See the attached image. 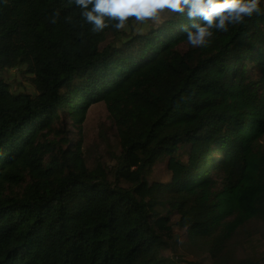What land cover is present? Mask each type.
Instances as JSON below:
<instances>
[{
	"label": "trees",
	"instance_id": "obj_1",
	"mask_svg": "<svg viewBox=\"0 0 264 264\" xmlns=\"http://www.w3.org/2000/svg\"><path fill=\"white\" fill-rule=\"evenodd\" d=\"M164 15L93 33L74 0H0V68L35 90L0 77V264H264V15L203 48Z\"/></svg>",
	"mask_w": 264,
	"mask_h": 264
},
{
	"label": "clouds",
	"instance_id": "obj_2",
	"mask_svg": "<svg viewBox=\"0 0 264 264\" xmlns=\"http://www.w3.org/2000/svg\"><path fill=\"white\" fill-rule=\"evenodd\" d=\"M74 4L81 9V16L93 33H101L110 26L127 31L132 19L136 31L144 34L145 28L141 26L163 24L165 12L184 17L188 23L181 30L186 32L187 43L193 48L209 46L217 31L227 32L230 25L264 15L260 0H74ZM58 18L56 11L50 22L55 24Z\"/></svg>",
	"mask_w": 264,
	"mask_h": 264
},
{
	"label": "rangeland",
	"instance_id": "obj_3",
	"mask_svg": "<svg viewBox=\"0 0 264 264\" xmlns=\"http://www.w3.org/2000/svg\"><path fill=\"white\" fill-rule=\"evenodd\" d=\"M150 25L153 24L150 23L147 26ZM133 27L136 30V26L133 25ZM23 69H25V64L12 68H0V77L6 82L8 88L13 93L20 91L33 93L35 91L33 86L23 77ZM109 123L104 109L100 106L92 108L87 115L84 123L85 145L96 155L102 153L101 150L107 142H109L112 148L115 146ZM61 128L65 130L64 135L66 137H71L73 140L78 138L79 130L72 124L69 118L62 117Z\"/></svg>",
	"mask_w": 264,
	"mask_h": 264
}]
</instances>
